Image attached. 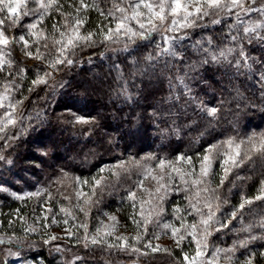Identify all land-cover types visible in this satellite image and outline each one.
I'll use <instances>...</instances> for the list:
<instances>
[{
  "label": "snow or ice",
  "instance_id": "snow-or-ice-1",
  "mask_svg": "<svg viewBox=\"0 0 264 264\" xmlns=\"http://www.w3.org/2000/svg\"><path fill=\"white\" fill-rule=\"evenodd\" d=\"M101 2L102 0H63V2L62 0H0V74H5L7 69L4 80L0 81V112H2L0 140L5 141L4 147H11L8 141L14 142L21 134L11 132V129L22 125V116L18 114V109L22 106L23 100L16 99V93L20 92V84L17 80H25L29 68L35 67L36 78L28 88L29 92H34L39 85H48L53 71H59L61 66H73L77 62L75 58L78 57V50L94 48L97 44L122 42V47L114 48L112 51L128 55L142 47L154 45V51L148 52L142 62L135 56L132 57L131 64L135 69L133 78L137 73L143 75L148 71L154 72L156 66L161 63L165 68H170L173 62L184 63L191 54H195L201 59L192 61L189 68L203 67L209 63L231 67L234 59L236 75H240L241 68L252 74L255 64L259 68V83L264 87V61L249 56L245 47V43L264 44V34L259 31L264 29V0H112V6L107 9H101ZM29 4H34L35 7L29 8ZM65 4L68 11L64 10ZM89 11L98 12L101 20L107 23H100L95 29L86 30ZM53 13H58L62 20L54 22L49 32L42 26ZM249 13H259L262 19L251 21L242 19ZM231 16L235 17V21L227 25L229 39L224 47H220L212 36L201 37L190 44H185L194 30H204L209 24L225 23L221 18ZM28 17L32 18V22L25 25L26 31L22 35L17 38L7 34ZM157 36L159 40L156 39ZM13 46H20L26 58L39 63L13 72L16 66ZM33 48L35 52L32 51ZM104 54L100 53L101 56ZM141 63L144 66L137 67ZM114 67L117 81H124L120 65L116 64ZM176 79L184 86L185 93L190 95L191 89L184 84V78L178 76ZM169 88H173L171 78H169ZM118 94L131 99L127 81H124L123 86L119 88ZM176 99L179 97L177 96ZM205 111L209 117L215 118L218 109L201 107V112ZM40 116L41 114L37 113L35 118L40 119ZM94 121L95 118L75 116L74 123L93 124ZM203 135L204 133H201V137ZM257 155L264 158V133L259 136L253 133L247 139L239 140L231 136L208 144L204 147L203 154L197 152L196 163L194 158L186 153H180L174 159L148 154L140 160L132 158L127 161L120 160L115 165L101 167L91 181L76 177L74 180L76 203L71 208L61 207L60 213H54L52 208L48 207L45 209V214L37 217V220L47 221L49 219L47 213H52V224L62 222L69 225L72 221L71 226L65 228V234L67 237L77 236V242H82L85 248L100 246L137 257H147L150 253L158 252L172 255L170 248L152 243V240H159L161 235H168L170 232L171 239L176 248L180 249L182 256L177 264H220L221 260L224 264H239L236 252L240 248L249 252L243 264H254L257 257L264 259V251H253L249 246L255 240L264 239V233L258 236L251 233L257 227L264 230V216L250 223H244V220L246 209L252 212V205L257 201L264 202V179H261L255 196L248 197L242 192L238 205H231L228 197L222 195V190L226 187V183H231L235 188L237 180L250 179L239 176L238 170L253 163ZM157 160L155 167L145 163ZM0 161L12 163L11 159L4 156L2 150H0ZM217 163L220 168L219 173L215 169ZM131 165L142 169L143 179L134 182L136 189L148 194L147 200L138 199L137 192L129 190L126 197L133 209L129 219L135 226L136 235L116 236L119 221L115 215L108 213L104 215L108 217L110 223L105 225L103 220H99L95 234L90 233L89 213L92 208L102 203L104 189L111 183L109 176L104 174L108 173L119 180L121 173L127 172ZM217 175H219V183L212 187ZM233 177L235 179H232ZM148 179L155 181L157 186L153 189L145 188L144 183ZM177 181L179 186L176 184ZM84 187H88L89 192H84ZM0 191H8V189L0 187ZM172 191H183L187 194L185 199L188 204L183 208L177 206L173 209L174 220L180 221L179 227L175 226L174 220H163V202ZM44 192L45 190H37L23 195L10 192V195L14 199L23 200L25 197L28 199L41 197ZM228 193L232 194L231 188L228 189ZM47 195L49 199L52 198L50 192ZM64 198L70 200L72 197ZM137 204L140 206L139 212L136 210ZM226 205H230L233 209L230 214L224 211ZM77 211L84 216V220L79 223L75 222L78 218L74 213ZM19 212L20 210L17 209L15 214L23 220L24 217L19 216ZM61 213L64 215L63 221L57 219ZM189 216L198 219L188 223ZM221 216H224L225 220H222ZM236 221L240 222V228L230 230L248 233L245 239L235 241L229 248H219L211 244L210 238L214 237L215 233L229 229ZM12 223L13 221H9L10 226ZM44 226L47 228L48 224L45 223ZM80 230H83V236L78 235ZM23 231L34 232L36 229L25 227ZM59 239L62 237L51 235L43 243L49 245ZM5 242L0 239V244ZM7 243L22 246V242L15 237H9ZM186 243L189 247L195 245L194 254L184 251L183 246ZM52 251L60 253L64 249L59 244H55ZM7 254L16 257L21 255L19 250L13 252L11 248L8 249ZM75 259L81 258L75 257ZM0 264H4L3 259H0ZM34 264H40V261L36 260ZM133 264H138V261H133Z\"/></svg>",
  "mask_w": 264,
  "mask_h": 264
},
{
  "label": "trees",
  "instance_id": "trees-1",
  "mask_svg": "<svg viewBox=\"0 0 264 264\" xmlns=\"http://www.w3.org/2000/svg\"><path fill=\"white\" fill-rule=\"evenodd\" d=\"M111 6L112 0H102L100 3L101 9ZM64 10H69L67 4ZM87 16L88 23L85 29L89 31L95 29L97 24L107 22L102 21L96 11H89ZM59 19L60 15L53 13L45 20L43 27L51 32L52 24ZM221 19L225 23L209 24L204 30H194L185 44H190L201 37L212 36L220 47H224L229 39L227 25L232 24L235 17ZM242 19L251 21L262 18L259 13H249ZM259 31L264 34V29ZM7 34L17 37L18 32L13 30ZM156 39L159 40V36ZM122 46V42L97 44L94 48L78 50V57L75 58L77 62L73 66H61L59 71H53L48 85H39L34 92H29L28 88L32 80L36 78V68H29L26 72L27 78L21 81V93L24 98L32 101L28 117L24 118V120H30L31 124L22 123L17 131L21 134L14 142L9 143L11 147L7 149L13 153V156L11 158L5 156L11 159L16 170H19L16 165H21L23 160L27 161V154L34 157L35 151L31 146L36 142L48 150V155L53 160V164H49L41 177L45 182H52L62 173L91 181L101 167L115 165L120 160L127 161L129 158L140 160L148 154L174 159L176 155L186 153L192 156L196 163L197 152L203 154L204 147L208 144L231 136L239 140L247 139L253 133L257 136L264 133V87L259 83L257 65H253L252 74L241 68L240 75H236L234 59L231 67L209 63L203 67L189 68L192 61L201 59L200 56L191 54L184 63L173 62L170 68H165L161 63L156 66L154 72L148 71L143 75L137 73L133 78L135 69L131 64L132 57L135 56L142 62L148 52L154 51V45L142 47L131 55L112 51ZM245 47L249 56L264 61V44L245 43ZM102 52L105 53L103 56L100 55ZM189 52L191 53V49ZM13 56L16 61L14 72L19 68L39 63L26 58L18 46H13ZM116 64H119L123 71L124 81L128 82L131 99L118 94L124 81L116 79L117 72L114 67ZM143 66V63L137 65V67ZM5 74H0V80L5 77ZM178 76L183 77L184 84L191 89L190 95L186 94L184 86L178 83L176 79ZM169 78L173 84L171 89ZM177 96L179 99H176ZM25 103L29 105L28 101L24 102V105ZM201 107L217 108L216 117H209L206 111L201 112ZM37 113L41 114L40 119L35 118ZM66 113L75 114L74 117L95 118L93 124L85 125L90 132L88 138H82V135L76 136L75 128L69 122L74 117ZM201 133H204L202 137ZM1 162L0 166L4 170L5 161ZM153 162L158 160L145 163ZM216 167L219 168L218 163ZM21 169L27 168L21 165ZM140 169L136 165L129 166L127 172L121 173L119 180L109 176L111 181L109 187L113 189L114 195L110 192L103 193L104 197L99 205L102 210L117 213L125 229L131 233L135 230V226L129 219L133 209L126 197L132 188V182L141 175ZM238 175L250 177V179L237 180V187H235L237 192L231 197L229 195L231 205L239 204L238 195L242 192L248 197L257 194L260 181L264 179V158L257 155L253 163L238 170ZM218 182L219 180H216L217 184ZM184 193L176 196L178 203L181 202L183 207L186 205L183 202ZM4 199L2 212H8L0 216L3 223L6 220H15L17 209L21 212L26 210L25 214H28L29 210L32 211L29 199L18 201L8 196ZM252 209V212L246 209L244 223L258 221L264 216V202H256L252 205ZM9 211L15 212L11 214ZM240 226L241 224L237 223V227L240 228ZM9 231L12 232L10 229ZM252 231H258V235L264 233V230L258 227ZM8 238L7 236L4 239L0 238L6 241L0 244V249L4 246L19 248L17 245L7 243ZM255 246H264V239L256 241ZM37 247L39 251L37 250L36 254L42 255L45 245L39 244ZM26 249L30 250V246ZM174 253L175 256L172 254L175 257L174 260L178 262L181 259L179 252L174 251ZM242 253L247 255V250L242 248L238 254L242 257ZM132 256L134 257L128 264H133V261H138V264H160L151 261L150 258L154 259L152 255L150 258ZM96 257L98 264H106L101 256ZM257 259L259 264H262L263 259L259 257Z\"/></svg>",
  "mask_w": 264,
  "mask_h": 264
},
{
  "label": "rangeland",
  "instance_id": "rangeland-1",
  "mask_svg": "<svg viewBox=\"0 0 264 264\" xmlns=\"http://www.w3.org/2000/svg\"><path fill=\"white\" fill-rule=\"evenodd\" d=\"M28 7L33 8L35 7V5L29 4ZM61 20H62V17L60 16L59 21ZM31 22H32L31 17L25 18L22 21V23L14 30L18 32L17 38L26 31L25 25ZM18 47L20 48V46ZM108 48L110 47L108 46ZM41 50L43 51V49ZM32 51L35 52V48H33ZM53 54H54V50H53ZM4 78L5 77H3L0 81H3ZM17 83L20 84V92L16 93V99L23 100L22 106L18 109V114L22 116V123L25 122L28 125H30L31 121L30 120L27 121V119L24 120V118L28 117V113L31 110L32 101L31 99L27 100L23 97L24 95L21 93L22 83L20 80H17ZM27 101L29 102V105L26 103L24 105V102H27ZM0 114H2V112H0ZM66 114H70L72 117H74L72 113H66ZM74 120H75V117L69 122L75 128L74 130L76 132V136L82 135L81 136L82 138H85V139L88 138L90 135V132H89V129L85 127V125L87 124H76L74 123ZM19 127L20 126H18L17 128L11 129V132L16 133ZM10 142L12 143L11 140L8 141V143ZM4 145H5V141L0 140V150L3 151L4 156L6 157L8 156L7 158H11L13 156V153H10V151H7L9 147L6 148L4 147ZM31 147H33L32 150L35 151L34 157H31L30 155L27 154L26 156L27 161L23 160L21 161L22 163H20L21 165H24L27 169L25 170L21 169V165H16V167L18 166L17 169H19V170H16V168L13 167L14 165L13 163L7 164L6 162L5 163L3 162L4 163L3 165L5 166L4 170L0 166V187L8 189V191H0V216H2L3 214L5 215L8 212V211L2 212V208L4 207L3 203L5 200L4 199L5 196L10 197L12 200H17V199H14L10 195V192H16L19 195H23L26 192H36L37 190H45L44 194H42L41 197H32L31 199H29L32 204V211L29 210L28 214H25L26 210H24L23 212H21L20 210L19 216L24 217L23 220L19 219L18 216L16 217L15 220L10 219L9 221H13L12 225L10 226L9 221L6 220L5 223H3L2 219H0V238L4 239L6 236L15 237L18 241L22 242V246H18L19 248H11V251L13 252L17 250L20 251L21 255L19 257L9 256L7 254L9 248L5 246L1 247L0 259H3L4 264H34L36 260H39L40 264H98L96 256H101L105 260L106 264L107 263L108 264H116V263L128 264V262L131 261V259L134 256L125 254L122 252H118L117 250H114V249H107L105 247H100V246H93L91 248H85L82 242L81 243L77 242V236L67 237L65 234V228L70 227L72 221H70L69 225H65L62 222L60 224H52L51 223L52 213H47V215L49 216V219L47 221H44L42 219L37 220V217H42V215L45 214V209L48 207H51L54 213H60L61 207H64L66 209L71 208L72 205L76 203V200L74 198V191L76 190V186L74 184L75 177L68 173H66L67 175L62 173L60 177L55 178V180H53L52 182H45L43 178L41 177H43V173L46 172V170L48 169L49 164L50 165L53 164V160L50 158V155H48V150L43 148L40 145V143L38 144L37 142L36 144L33 143ZM246 147H250V146L246 145ZM17 159L21 160L20 158H17ZM156 163L158 162L151 163V166L155 167ZM0 165H2L1 161H0ZM216 166L217 164L215 165V169L216 171L219 172L220 168ZM140 170H141L140 171L141 173L142 169ZM156 173L157 174L159 173L158 169L156 170ZM104 175L110 176V174L108 173H105ZM139 179H143L142 175H140L136 181H138ZM216 180H219V175L216 176L212 187L216 186L217 184ZM176 184L177 186H179V181H177ZM228 184L229 185H227L226 183V187H225L227 190L225 188L222 190V195L228 197L229 199L232 194H235L237 192V190L236 188L233 187L231 183H228ZM110 185L105 187L104 193L110 192L111 194L113 193L114 195L113 189L109 187ZM156 186L157 185L155 181L151 179L145 180V183H144L145 188L153 189ZM229 188L232 189L231 195L228 193ZM130 190L137 192L138 199H143V200L148 199L147 192L138 191L136 189L134 181L132 182V188ZM83 191L89 192V188L84 187ZM49 192L51 193V196H52L51 199H49V196L47 195V193ZM182 193L183 191L181 192L172 191L168 195L167 199L163 202V208H164L163 220L164 221L174 220L173 209L175 207L179 206L183 208L182 203L181 202L178 203V200L176 199V196ZM186 195L187 194L184 193V196ZM240 195H238V198H240ZM65 196H69L72 198L70 200L65 199L64 198ZM23 200H28V198L25 197ZM23 200H18V201H23ZM48 202L50 203L48 204ZM183 202L186 203V205L188 204V201L185 198ZM257 202L259 203L260 201H257ZM139 210H140V206L139 204H137V212H139ZM224 211L230 214L232 211L231 206L226 205L224 208ZM9 212L13 214L15 211H13V213L12 211H9ZM104 213H108L109 215H115L117 217L119 221V227L115 232L116 236L126 235V236L131 237V236L136 235L135 227H134L135 230L132 233L127 231L125 229L124 223L121 222L120 217L118 216L117 213H115L114 211L102 210L100 209L99 206L92 208L91 212L89 213L88 224H89L90 233L95 234V229L98 225L99 220H103L105 225H108L110 223V221L108 220V217L105 216ZM74 215H76L78 218L75 221L76 223H79L80 221L84 220L83 213H80L77 211L74 213ZM57 219L60 221H63L64 215L61 213L57 217ZM196 219L198 218L194 216H189L188 223H193ZM221 219L225 220V217L221 216ZM45 223L48 224L47 228H45L44 226ZM174 223L176 227L180 226L179 220H174ZM237 223H239L240 225V222L236 221V222H233L232 225H230L229 229H225L219 233H215L214 237L210 238L211 244L219 248H229L233 245L235 241L245 239L249 235L248 233H241V232H235V231L230 230L231 228L238 229ZM25 227L35 228L36 231L26 233L25 231H23ZM9 229L12 230V232H10ZM72 230L76 231V229H72ZM151 230L152 229H150V231ZM7 233H9V235ZM258 233H259L258 231H252L251 234L258 236ZM51 235L62 237V239L54 241L52 242V244L45 245L43 241L45 239H48V237ZM78 235L83 236V230H80ZM25 241H27L26 244H25ZM256 241L258 240H255L252 242L251 249L257 252L264 251V246L262 247L255 246ZM152 243L153 245L159 244L162 247L170 248L172 250V254L174 253V251H178L180 258L182 259L180 249L176 248L174 241L171 239L170 232L168 235H161L159 240H152ZM35 244L36 246H32ZM39 244L45 245V248L42 249L44 250L43 253L40 250V254L42 253V255H39V253L36 254V252L39 251L38 250L39 248L37 247V245ZM55 244H59L62 247V249H64V251L60 253L52 251V247ZM27 245L30 246L31 251L26 249L29 247ZM138 246L142 247V245H138ZM183 247H184V251L191 252L194 254V251H195L194 244L191 245V247H189V245L186 243ZM241 249L242 248L238 249L236 252V257H237L239 264H243V261L249 255V252L247 251V255L242 253L241 254L242 257H241L238 254V252ZM49 251H52V253H49ZM150 255H152L154 259L150 258ZM150 255L147 257H149L151 261L155 263L158 262L160 264H164V263L169 262L171 264H177V262L174 260L175 257H173V255H169L168 253L158 252V253H150ZM75 257H80L81 259L76 260ZM261 263L264 264V259L261 261ZM220 264H224V261L221 260ZM254 264H259V260L257 258L255 259Z\"/></svg>",
  "mask_w": 264,
  "mask_h": 264
}]
</instances>
